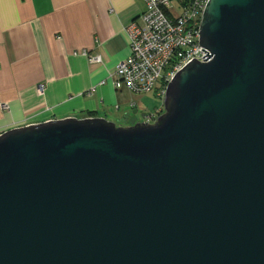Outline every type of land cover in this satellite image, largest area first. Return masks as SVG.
Segmentation results:
<instances>
[{"label": "water", "instance_id": "water-1", "mask_svg": "<svg viewBox=\"0 0 264 264\" xmlns=\"http://www.w3.org/2000/svg\"><path fill=\"white\" fill-rule=\"evenodd\" d=\"M199 46L154 124L0 135V264H264V0H209Z\"/></svg>", "mask_w": 264, "mask_h": 264}, {"label": "crops", "instance_id": "crops-1", "mask_svg": "<svg viewBox=\"0 0 264 264\" xmlns=\"http://www.w3.org/2000/svg\"><path fill=\"white\" fill-rule=\"evenodd\" d=\"M145 10L143 0H0V132L68 118L119 126L126 114L136 124L135 95L114 88L113 71ZM82 51L102 63L74 55Z\"/></svg>", "mask_w": 264, "mask_h": 264}, {"label": "built area", "instance_id": "built-area-1", "mask_svg": "<svg viewBox=\"0 0 264 264\" xmlns=\"http://www.w3.org/2000/svg\"><path fill=\"white\" fill-rule=\"evenodd\" d=\"M146 10L141 14L142 24L132 22L126 28L130 55L113 71L114 88L135 94L152 93L162 100L144 123L154 124L164 114L163 100L176 74L193 59L203 62L206 55L199 46L200 23L209 0H143ZM91 64L102 63V56L87 51L76 52ZM104 84V83H101ZM3 110L9 106L3 105ZM5 132H0L2 135Z\"/></svg>", "mask_w": 264, "mask_h": 264}, {"label": "rangeland", "instance_id": "rangeland-1", "mask_svg": "<svg viewBox=\"0 0 264 264\" xmlns=\"http://www.w3.org/2000/svg\"><path fill=\"white\" fill-rule=\"evenodd\" d=\"M137 114L133 115V111L130 110L131 123L136 121L137 123H143L144 118L142 115H151L157 107H161L162 100L157 96V90H154L152 93L146 94H135Z\"/></svg>", "mask_w": 264, "mask_h": 264}, {"label": "trees", "instance_id": "trees-1", "mask_svg": "<svg viewBox=\"0 0 264 264\" xmlns=\"http://www.w3.org/2000/svg\"><path fill=\"white\" fill-rule=\"evenodd\" d=\"M180 1H182V0H180ZM186 2H189L190 0H185Z\"/></svg>", "mask_w": 264, "mask_h": 264}]
</instances>
